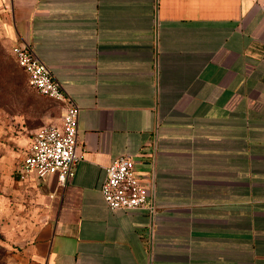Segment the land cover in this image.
Masks as SVG:
<instances>
[{
	"label": "crops",
	"instance_id": "0c3cea01",
	"mask_svg": "<svg viewBox=\"0 0 264 264\" xmlns=\"http://www.w3.org/2000/svg\"><path fill=\"white\" fill-rule=\"evenodd\" d=\"M79 106L71 181L9 264H264V0H0ZM59 103V102H58ZM135 157L160 210H111Z\"/></svg>",
	"mask_w": 264,
	"mask_h": 264
},
{
	"label": "rangeland",
	"instance_id": "374dc122",
	"mask_svg": "<svg viewBox=\"0 0 264 264\" xmlns=\"http://www.w3.org/2000/svg\"><path fill=\"white\" fill-rule=\"evenodd\" d=\"M5 19L0 13V264H9L45 219V203L33 197L34 186L21 181L16 168L35 131L59 123L63 113L61 103L39 93L18 66Z\"/></svg>",
	"mask_w": 264,
	"mask_h": 264
},
{
	"label": "built area",
	"instance_id": "2783aa9c",
	"mask_svg": "<svg viewBox=\"0 0 264 264\" xmlns=\"http://www.w3.org/2000/svg\"><path fill=\"white\" fill-rule=\"evenodd\" d=\"M14 55L30 84L63 106L59 123L35 131L16 173L21 181L55 175L65 186L73 178L84 150L78 136L79 106L54 77L51 68L38 57L31 43L17 42ZM153 185V180L137 171L135 157L125 154L106 167L101 192L111 210H145L155 214L160 208L153 200Z\"/></svg>",
	"mask_w": 264,
	"mask_h": 264
}]
</instances>
